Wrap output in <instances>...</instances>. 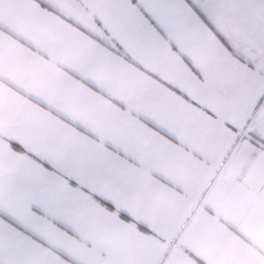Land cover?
Wrapping results in <instances>:
<instances>
[{"label": "crops", "instance_id": "1", "mask_svg": "<svg viewBox=\"0 0 264 264\" xmlns=\"http://www.w3.org/2000/svg\"><path fill=\"white\" fill-rule=\"evenodd\" d=\"M0 264H264V0H0Z\"/></svg>", "mask_w": 264, "mask_h": 264}]
</instances>
